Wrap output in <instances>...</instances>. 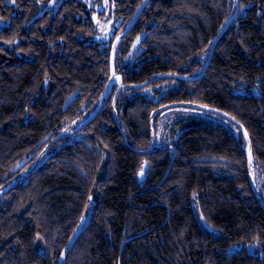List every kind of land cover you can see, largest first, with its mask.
<instances>
[{
    "label": "trees",
    "instance_id": "obj_1",
    "mask_svg": "<svg viewBox=\"0 0 264 264\" xmlns=\"http://www.w3.org/2000/svg\"><path fill=\"white\" fill-rule=\"evenodd\" d=\"M144 1L0 0V264H264V0Z\"/></svg>",
    "mask_w": 264,
    "mask_h": 264
},
{
    "label": "water",
    "instance_id": "obj_2",
    "mask_svg": "<svg viewBox=\"0 0 264 264\" xmlns=\"http://www.w3.org/2000/svg\"><path fill=\"white\" fill-rule=\"evenodd\" d=\"M145 4H146V0L141 4V6L139 7L138 11H137L136 14L134 15L132 21H131L130 24H129L128 29L125 31V33H124L121 37H119V38L116 40V42L120 41L121 38L125 37V36L131 31V29L133 28V26H134L136 20L138 19V17H139L140 14L142 13ZM240 5H241V4H240V1H239V3H238V7H237V14H238L239 11H240ZM113 57H114V52H113V56H112V58H113ZM211 61H212V55L210 56V59L208 60L206 66H205L204 72H203L199 77H197V79H198V78H201L202 76L205 75L206 71L208 70V68H209V66H210V64H211ZM114 82H116V83L119 84V85H122V84H123V77H122L121 75H117V76L115 77V66H114V62H112V76H111V78H110V81H109V84H108L107 90H106V92H105V94H104V99L107 98V96H108V94H109V92H110V90H111L112 85H113ZM144 85H145V84L143 83V84H140L138 87H142V86H144ZM103 107H104V103H102V104H101V105H100V106H99V107H98V108L92 113V115H91V116H90L85 122H83V123L80 125V127H79L78 129H82V128L85 127L88 123H90V122H91V121H92V120H93V119H94V118H95V117L101 112V110L103 109ZM199 108H202V109H205V110H211V111H214V110H215L214 108H210V107H206V106H200ZM223 115L227 116L231 121L235 122L236 125H237V126L243 131L245 138H246L247 140H249V142H250V136H249L248 131L245 129V127H244L240 122H238L236 119H234L233 117L228 116V115H226V114H223ZM66 135H67V134H62V135L57 136V137L54 139L53 142L59 140L60 138L65 137ZM50 137H51V135L47 136V137L43 140V142L48 141V139H49ZM124 137H125V140H126V142H127V136H126L125 133H124ZM152 150H153V148H151V149H149V150H139V151L145 153V152H151ZM248 156H249V166H251L252 163H253V154H252V150H251V148H249V150H248ZM213 160H222V159H221V158H214ZM149 167H150L149 163H147V164L144 166V169H143V170L140 172V174H139V179H140V180H143V179L146 178V175H147V172H148ZM251 182H252V187L255 188V182H254L253 176H251ZM85 221H86V218L83 217L82 220L80 221V223L78 224V226L76 227V229H75L73 235L71 236L70 240L68 241L66 247L64 248V250H63V252H62V254H61V260H63V259L65 258L67 252L72 248V246H73L74 243L76 242V240H77V238H78V236H79V234H80V232H81V230H82V228H83V225H84Z\"/></svg>",
    "mask_w": 264,
    "mask_h": 264
},
{
    "label": "rangeland",
    "instance_id": "obj_3",
    "mask_svg": "<svg viewBox=\"0 0 264 264\" xmlns=\"http://www.w3.org/2000/svg\"><path fill=\"white\" fill-rule=\"evenodd\" d=\"M191 117H199L212 122L227 123L226 119L222 114L211 110H205L196 106L178 105L166 108L159 115L156 124V133L154 136L156 140V145H170L172 143V129L177 120L180 118L189 119ZM33 165H31L30 167L32 168ZM30 167L29 170L31 169ZM255 175L259 183L262 184L264 179L262 180L261 173L258 169L255 171Z\"/></svg>",
    "mask_w": 264,
    "mask_h": 264
},
{
    "label": "flooded vegetation",
    "instance_id": "obj_4",
    "mask_svg": "<svg viewBox=\"0 0 264 264\" xmlns=\"http://www.w3.org/2000/svg\"><path fill=\"white\" fill-rule=\"evenodd\" d=\"M240 7H241V5H240ZM117 75H121V74H119V73L115 70V77H116ZM111 76H112V75H111ZM121 76H122V75H121ZM122 77H123V76H122ZM123 83H124V79H123ZM108 84H109V83H108ZM114 84H117V83L114 82L113 85H114ZM144 84H145V83H144ZM113 85H112V87H113ZM118 85H119V84H118ZM142 87H143V86H142ZM142 87H139V88H142ZM111 89H112V88H111ZM106 90H107V89H106ZM110 91H111V90H110ZM109 93H110V92H109ZM91 115H92V114H91ZM91 115H90V116H91ZM222 115H223V114H222ZM90 116H89V117H90ZM223 116H225V115H223ZM95 118H96V117H95ZM95 118H94V119H95ZM94 119H93V120H94ZM86 120H87V119H86ZM86 120H85V121H86ZM93 120H92V121H93ZM85 121H84V122H85ZM177 121H178V120H177ZM175 125H176V124H174L173 129L175 128ZM173 129H172V131H173ZM155 133H156V131H154V129H153V130H152V134H153V143H152V146L149 148V149L153 148V150H152L151 152H153V151L155 150V148H157V147H163V146H157V145H156V140H155V137H154V136H155ZM175 136H176V135H175ZM55 138H56V137L53 138V137L51 136V137L48 139V141H46V143H47V142L49 143L48 146L46 147V149H48L49 146H52V145H54L55 143L59 142V141H60L61 139H63L64 137H63V138H60L59 140H57V141H55V142H53ZM174 139H175V137H173V133H172V143H173ZM172 143H171L170 145H164V146H171L172 148H174V145H173ZM149 149H147V150H149ZM151 152H147V153H151ZM176 154H177V151H176ZM45 157H46V155H43V157L40 158L39 160H37V162H35L34 165H36L39 161L41 162V159L44 160ZM34 165H33V167H34ZM149 165H150V163H149ZM29 167H30V166H27V168H26V170H25L26 173H28L29 171H31L32 168H33V167H32V168L30 167L31 169L29 170ZM149 168H150V167H149ZM148 170H149V169H148ZM147 173H148V172H147ZM146 176H147V175H146ZM85 222H86V221H85ZM84 224H85V223H84ZM83 226H84V225H83Z\"/></svg>",
    "mask_w": 264,
    "mask_h": 264
}]
</instances>
